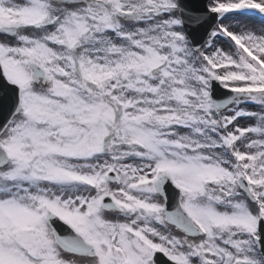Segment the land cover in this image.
Instances as JSON below:
<instances>
[{"label": "snow or ice", "instance_id": "snow-or-ice-1", "mask_svg": "<svg viewBox=\"0 0 264 264\" xmlns=\"http://www.w3.org/2000/svg\"><path fill=\"white\" fill-rule=\"evenodd\" d=\"M0 264H264V0H0Z\"/></svg>", "mask_w": 264, "mask_h": 264}]
</instances>
